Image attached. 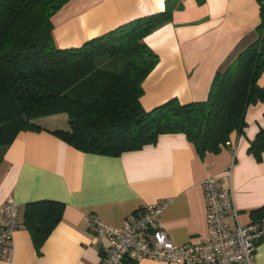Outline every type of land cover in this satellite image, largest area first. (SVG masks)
<instances>
[{"label":"crops","instance_id":"obj_1","mask_svg":"<svg viewBox=\"0 0 264 264\" xmlns=\"http://www.w3.org/2000/svg\"><path fill=\"white\" fill-rule=\"evenodd\" d=\"M165 0H69L53 18L60 48L76 47L135 18L164 9ZM170 22L144 37L158 62L142 82L140 103L150 110L172 98L185 104L207 98L212 78L255 38L260 0H179ZM264 86V70L257 80ZM264 101L247 106L245 126L230 136L231 147L199 155L182 133L161 134L154 143L118 156L75 149L50 132L67 129L65 114L40 117L41 131H20L0 147V206L18 205L19 227L10 255L0 264H99L107 241L82 221L95 214L112 226L130 220L145 204H163L160 216L174 243L206 236V207L201 181L218 178L232 190L237 221L264 206V150L248 151L264 128ZM53 200L64 204L60 221L37 249L23 225L26 204ZM225 221L234 226L231 212ZM131 261V260H130ZM256 262L264 264V239ZM135 264H176L148 258ZM122 264H129V259Z\"/></svg>","mask_w":264,"mask_h":264},{"label":"trees","instance_id":"obj_2","mask_svg":"<svg viewBox=\"0 0 264 264\" xmlns=\"http://www.w3.org/2000/svg\"><path fill=\"white\" fill-rule=\"evenodd\" d=\"M69 0H0V147L20 131H41L34 120L65 114L68 128L50 133L77 150L108 156L154 143L161 134L182 133L199 155L229 147L241 133L248 105L264 101L257 80L264 70V1L256 36L222 70L207 98L182 104L172 98L145 110L142 82L158 62L144 37L170 22L179 0L135 18L76 47H57L53 18ZM264 115V114H263ZM264 128L248 151L260 158ZM64 204H26L23 225L39 249L60 221ZM264 221V206L250 212ZM130 261L129 264H135Z\"/></svg>","mask_w":264,"mask_h":264},{"label":"built area","instance_id":"obj_3","mask_svg":"<svg viewBox=\"0 0 264 264\" xmlns=\"http://www.w3.org/2000/svg\"><path fill=\"white\" fill-rule=\"evenodd\" d=\"M264 1V0H263ZM231 147V142H229ZM206 207V236L198 242L174 243L160 220L163 204H145L119 227L95 214H85L83 223L107 241L99 264H122L140 258L176 264H257L256 246L264 239V221L240 224L232 190L214 176L201 181ZM230 211L234 226L225 221ZM18 205L7 198L0 206V260L10 255V241L19 227Z\"/></svg>","mask_w":264,"mask_h":264},{"label":"rangeland","instance_id":"obj_4","mask_svg":"<svg viewBox=\"0 0 264 264\" xmlns=\"http://www.w3.org/2000/svg\"><path fill=\"white\" fill-rule=\"evenodd\" d=\"M54 41H55V39H54ZM55 44H56L57 47H59L56 41H55Z\"/></svg>","mask_w":264,"mask_h":264}]
</instances>
